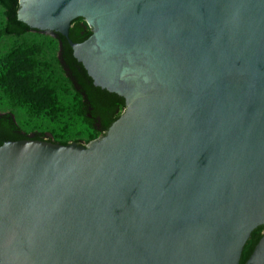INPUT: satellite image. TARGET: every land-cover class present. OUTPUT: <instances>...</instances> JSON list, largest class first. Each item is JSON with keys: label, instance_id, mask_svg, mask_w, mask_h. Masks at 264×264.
Here are the masks:
<instances>
[{"label": "water", "instance_id": "95a60500", "mask_svg": "<svg viewBox=\"0 0 264 264\" xmlns=\"http://www.w3.org/2000/svg\"><path fill=\"white\" fill-rule=\"evenodd\" d=\"M18 5L125 108L88 144L0 145V264H264V0Z\"/></svg>", "mask_w": 264, "mask_h": 264}, {"label": "trees", "instance_id": "16d2710c", "mask_svg": "<svg viewBox=\"0 0 264 264\" xmlns=\"http://www.w3.org/2000/svg\"><path fill=\"white\" fill-rule=\"evenodd\" d=\"M0 7L5 18L0 37L19 38L31 31L39 32L17 18L18 0H0ZM90 34L91 28L82 17L72 20L69 39L81 42ZM55 37L60 50L56 62L63 77L55 75L50 65L43 64L44 69L38 71V66H42L36 62V56L42 53L39 45H27L0 58V91L14 107L26 112L30 124L37 126L39 120L45 119L52 127L55 126L47 128L51 138L36 129L29 135L15 119L14 112L8 110L0 113V145L7 140L29 137L60 144L71 141L81 144L82 137H74V134H85L90 142L104 134L124 110V98L95 86L82 64L73 56L66 38L60 34H55ZM70 117L82 125L81 130H74Z\"/></svg>", "mask_w": 264, "mask_h": 264}, {"label": "rangeland", "instance_id": "374dc122", "mask_svg": "<svg viewBox=\"0 0 264 264\" xmlns=\"http://www.w3.org/2000/svg\"><path fill=\"white\" fill-rule=\"evenodd\" d=\"M4 15H3V9L0 7V28L2 27L4 23ZM39 45L42 49V53L36 56V62L38 64H42V66H38V71H42L43 64L50 65V69L55 72V75H58L60 77H63V73L61 71V68L59 67L58 63L56 62V58L59 57V44L57 42V39L54 34L46 32V31H31L25 34L22 37H13V36H2L0 37V58H2L4 55L12 53L13 51L17 49H24L27 47V45ZM11 110L14 112L15 119L21 124V127L24 131H26L29 135H31L35 131H43L45 132V135L47 138H51V133L47 129L49 128H55L52 127L51 123H48L47 120L42 119L39 120V124L37 126L30 124L29 118L26 114V112L23 109L14 107L7 96H5L0 91V113L4 111ZM69 119V118H68ZM70 123L74 127V130L77 131L82 129V125L76 121L74 117H70ZM78 132V131H77ZM74 137L80 136L82 137L81 144H88L89 142L86 139V135H73ZM71 139V138H69ZM92 141V140H91ZM73 142V141H71Z\"/></svg>", "mask_w": 264, "mask_h": 264}]
</instances>
